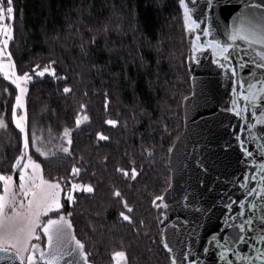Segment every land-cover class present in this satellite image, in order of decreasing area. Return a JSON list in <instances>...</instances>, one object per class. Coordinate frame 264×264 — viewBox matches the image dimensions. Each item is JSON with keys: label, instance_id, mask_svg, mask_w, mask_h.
I'll list each match as a JSON object with an SVG mask.
<instances>
[{"label": "trees", "instance_id": "1", "mask_svg": "<svg viewBox=\"0 0 264 264\" xmlns=\"http://www.w3.org/2000/svg\"><path fill=\"white\" fill-rule=\"evenodd\" d=\"M13 6L8 51L16 72L32 73L52 61L56 72L28 83L25 111L17 109V115L26 113L29 133L53 127V151L63 129H71L70 154L57 151L46 159L31 140L30 154L44 178L61 182L64 190L71 182L94 187L92 194L77 190L75 203L62 200L91 261L112 264L111 254L123 250L130 264H170L151 201L170 183L169 149L182 133V103L192 90L178 1L13 0ZM66 86L71 92H63ZM16 94L0 73V118L6 125L0 128V174L18 177L13 165L22 135L11 115ZM77 115L89 119L76 127ZM109 119L118 123L109 125ZM133 167L141 173L135 180L117 171ZM121 199L132 207L134 224L119 218Z\"/></svg>", "mask_w": 264, "mask_h": 264}, {"label": "snow or ice", "instance_id": "2", "mask_svg": "<svg viewBox=\"0 0 264 264\" xmlns=\"http://www.w3.org/2000/svg\"><path fill=\"white\" fill-rule=\"evenodd\" d=\"M179 4L183 10L184 26L194 40L190 59L197 54L210 52L211 62L229 81L230 106L224 111L241 121L239 133L234 131L232 135L240 148L245 171L229 182L238 188L242 198L233 199L225 193L220 204L212 199L204 200L205 206L192 208L195 220L185 221L192 228L180 250L177 252L171 246L167 236L162 238L161 243L169 254L170 264H207L199 259L200 253H193V248L200 231L216 216L215 228L204 237L207 246L201 245L202 253L211 254L213 264L217 260L222 264H264V0L255 3L240 0L239 4L235 0H204L202 7L200 0H179ZM237 7L240 8L239 12L236 11ZM14 12L13 0H6V6L0 0V72L18 89L11 115L22 135V151L13 165L18 170L19 192L14 190L13 176L0 174V181H3V191L0 193V262L92 264L85 242L75 237L71 231V220L62 214L61 184L45 180L42 165L30 154V140L35 152L46 159L54 157L57 151L70 154L73 144L71 129H63L61 143L55 146L56 151L45 150L40 146L44 144L42 137L37 136L35 131L29 133L26 113L17 115L16 110L25 106L26 85L34 77H44L46 73L55 76L56 72L51 66L54 61L42 69L36 65L31 74L16 72L12 54L8 51L9 42L14 39V29L5 22L14 20ZM230 17L231 27L226 23ZM195 62L199 64L201 61L196 58ZM219 83L215 82L217 86ZM63 92L69 93L71 88L66 86ZM84 107L81 105L82 110ZM88 119L87 115H77L76 127ZM117 123L111 119L107 121L109 125ZM4 127L5 121L0 118V128ZM98 136L101 140L109 139L103 134ZM253 144L254 151L250 150ZM148 151L151 152V149ZM249 161L251 167H248ZM80 171V168L73 166V174ZM117 171L126 177L130 175L133 180L141 174L135 167L130 173L123 168ZM171 188L172 184L169 183L165 193ZM77 190L89 194L95 191L91 184L71 182L66 196L69 203H75L74 193ZM113 195L120 198L121 192L116 190ZM183 199L186 204L195 203L187 195ZM120 203L125 210L119 211V218L134 224L130 214L132 207L127 200L121 199ZM151 203L167 219L170 204L166 202L165 195H156ZM53 212L60 214L55 219L48 218L46 222L41 219ZM67 216H71V213ZM143 225L144 221H139L134 230L138 233ZM41 235L46 237L44 246L39 243ZM113 256L117 258V264L126 260L125 251L114 252Z\"/></svg>", "mask_w": 264, "mask_h": 264}, {"label": "water", "instance_id": "3", "mask_svg": "<svg viewBox=\"0 0 264 264\" xmlns=\"http://www.w3.org/2000/svg\"><path fill=\"white\" fill-rule=\"evenodd\" d=\"M176 1L179 4V0ZM252 2H259V0H252ZM235 3L239 4L240 0H235ZM203 5L204 0H200V6ZM179 7L182 11L183 22V10L180 4ZM236 11L239 12L240 8L237 7ZM217 15H219L218 10ZM221 21L223 22L222 17ZM226 23L231 27V17ZM204 26L206 25H202V27ZM184 31L186 44H188L187 65L191 76L192 90L191 94L183 100L182 133L175 139L167 161L171 174L170 183L172 184V188L168 189L167 193L165 190L162 193L165 195L166 202L170 204V208L167 210V219H164L161 216V210L152 204L161 240L167 236L171 246L177 252L183 246V242L189 238L192 228V225L186 224L185 221H193L196 218L192 213V208L205 206L203 201L208 199L220 204L225 193L233 199L242 198L238 188L229 182L234 181L245 171V162L241 157L240 148L232 135L234 131L239 133L241 121L230 112L224 111L230 106L229 81L211 62L210 52L203 55L197 54L195 58L190 59L193 56L192 44L194 40L185 26ZM196 58L200 59L199 64L195 62ZM218 72L219 75H217ZM216 81L220 82L219 86L215 84ZM250 150H255L254 144L250 145ZM248 167H251L250 161ZM185 195L195 203L186 204L183 199ZM62 214L71 220V231L79 239L75 233L72 219L67 216V213L62 212ZM217 215H219V211ZM56 217L57 215L50 218L55 219ZM216 223L217 218L214 216L212 221L200 231L193 248V253H200L199 259L202 262L206 261L207 264H213V259L211 254L202 253L201 245L207 246L204 237L215 228ZM44 239L46 244V237ZM113 253L111 254L112 264H117V258L113 256ZM92 264L95 263L92 261ZM120 264H130L127 252L126 260L121 261ZM216 264H222V262L217 260Z\"/></svg>", "mask_w": 264, "mask_h": 264}, {"label": "rangeland", "instance_id": "4", "mask_svg": "<svg viewBox=\"0 0 264 264\" xmlns=\"http://www.w3.org/2000/svg\"><path fill=\"white\" fill-rule=\"evenodd\" d=\"M6 23H9V25L11 26V23H10V21H5ZM5 59V62L7 61V57H5L4 58ZM15 64V63H14ZM15 70H16V68H15ZM0 73H2V72H0ZM18 73V72H17ZM30 73V72H29ZM18 74H20V73H18ZM31 74V73H30ZM47 74V73H46ZM26 87H28V84L26 85ZM26 96H27V94H25V102H26ZM26 106V105H25ZM25 106H24V108H22L23 109V111H25ZM25 114V112H23L21 115H24ZM53 127H45V126H41V128L40 129H38L37 131H36V135L37 136H41L42 137V139H43V141H44V144L43 145H40V146H42V147H44L45 148V150H50V151H53V149H54V147H53V142H54V136L52 135L53 134ZM37 161V160H36ZM37 162H39V161H37ZM40 163V162H39ZM42 175H43V172H42ZM11 176H13L14 177V184L16 185V187H15V191L16 192H19V187H18V185H19V178L18 177H16L14 174H11ZM43 178H44V176H43ZM45 179V178H44ZM45 180H47V179H45ZM48 181H51V180H48ZM51 182H53V183H55V182H59V181H56V180H54V181H51ZM60 184H61V191H60V197H61V203L63 204V198H65L66 196H67V190H68V188H66L65 190H64V187H63V185H62V183L61 182H59ZM76 183H78V182H76ZM79 184H83V183H79ZM0 193H2V192H0ZM58 213H56V212H53V213H49L48 215H53V216H55V215H57ZM47 216V215H46ZM46 216H42L41 217V219L44 221L45 220V217ZM41 238H42V235H41ZM33 242H35V241H33Z\"/></svg>", "mask_w": 264, "mask_h": 264}, {"label": "flooded vegetation", "instance_id": "5", "mask_svg": "<svg viewBox=\"0 0 264 264\" xmlns=\"http://www.w3.org/2000/svg\"><path fill=\"white\" fill-rule=\"evenodd\" d=\"M35 242H37V241H35ZM34 242V243H35ZM39 243H41V245H45V239H44V237H43V235H42V238H41V240L39 241Z\"/></svg>", "mask_w": 264, "mask_h": 264}]
</instances>
